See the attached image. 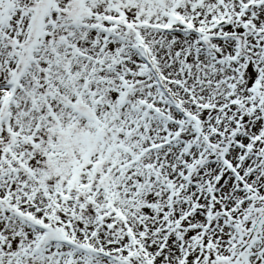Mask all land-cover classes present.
Here are the masks:
<instances>
[{
  "label": "snow or ice",
  "instance_id": "1",
  "mask_svg": "<svg viewBox=\"0 0 264 264\" xmlns=\"http://www.w3.org/2000/svg\"><path fill=\"white\" fill-rule=\"evenodd\" d=\"M0 264H264V0H0Z\"/></svg>",
  "mask_w": 264,
  "mask_h": 264
}]
</instances>
